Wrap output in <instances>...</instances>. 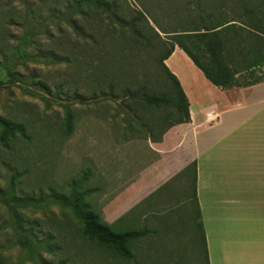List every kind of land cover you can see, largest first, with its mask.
<instances>
[{
    "label": "rangeland",
    "instance_id": "374dc122",
    "mask_svg": "<svg viewBox=\"0 0 264 264\" xmlns=\"http://www.w3.org/2000/svg\"><path fill=\"white\" fill-rule=\"evenodd\" d=\"M64 1L0 0V119L25 130L24 138L0 142V264H208L194 185L155 187L138 197L136 208L113 222L103 221L97 200L109 188L101 172L111 166L97 157L98 142L107 147L120 138L144 137L141 129L128 133V123L169 108L148 107L152 114L147 116L141 110L144 102L116 95L129 88L158 98L171 84L163 75L157 81L158 51L144 45L119 52L114 68L108 57L100 63L91 55L83 63L49 64L47 56L61 53V46L44 36L45 28L55 32L56 23L41 20L56 8L62 12ZM100 64L106 70L98 69ZM102 72L107 79L100 87ZM98 88L104 96L89 93ZM250 96L252 103L264 104V83ZM167 122L174 118L164 120L161 130ZM73 192L114 234L144 232L126 246L131 259L84 236L72 210L59 202ZM11 195L31 205L20 208Z\"/></svg>",
    "mask_w": 264,
    "mask_h": 264
},
{
    "label": "trees",
    "instance_id": "16d2710c",
    "mask_svg": "<svg viewBox=\"0 0 264 264\" xmlns=\"http://www.w3.org/2000/svg\"><path fill=\"white\" fill-rule=\"evenodd\" d=\"M62 9V12L59 8L54 9L41 20L42 23H56L55 32L48 28L44 31L47 40L58 39L61 46V53L47 56L51 65L69 64L78 59L83 63L91 55L100 63L108 57L114 68L122 50L133 52L144 45L158 51L155 77L161 81L163 75L170 82L171 89L164 88L158 98L148 97L145 90L131 93L129 88L116 96L144 102L146 106L142 105L141 110L147 116L152 114L148 107H154L153 111L157 112L163 109V105L170 109L163 110L157 117L142 116L130 121L128 133L141 129L145 131L144 137L149 136L158 142L170 128L189 123L187 99L177 79L164 65L175 47L183 51L205 79L220 90L250 88L264 82V0H65ZM98 69L106 70L101 64ZM97 79L101 87L107 78L102 72L98 73ZM84 80H89L88 75ZM110 88L111 95H114L113 83ZM89 93L104 96L101 88ZM133 116L137 117V114ZM170 118H174V122H167L168 127L161 130L164 120ZM67 120L70 121V117ZM0 131L2 144L15 135L25 137L22 125L5 119H0ZM53 196L50 199L57 201ZM11 200L21 205L20 208L31 205L28 199L14 195ZM194 200L197 206L195 190ZM59 202L72 210L84 236L98 238L110 244L121 257L132 258L126 246L142 237L143 231L114 234L88 206L81 203L76 192L69 200ZM198 217L200 220L199 209ZM201 229L203 233L202 225Z\"/></svg>",
    "mask_w": 264,
    "mask_h": 264
},
{
    "label": "crops",
    "instance_id": "0c3cea01",
    "mask_svg": "<svg viewBox=\"0 0 264 264\" xmlns=\"http://www.w3.org/2000/svg\"><path fill=\"white\" fill-rule=\"evenodd\" d=\"M164 65L187 99L190 121L158 142H98L97 157L111 166L101 172L109 188L97 200L103 221L136 208L155 187L194 185L208 264H264V104L250 96L264 82L220 90L177 47ZM206 113L217 122L209 125Z\"/></svg>",
    "mask_w": 264,
    "mask_h": 264
},
{
    "label": "built area",
    "instance_id": "2783aa9c",
    "mask_svg": "<svg viewBox=\"0 0 264 264\" xmlns=\"http://www.w3.org/2000/svg\"><path fill=\"white\" fill-rule=\"evenodd\" d=\"M206 119H207V123L209 125H213L217 122L218 118L215 117L212 113H206L205 115Z\"/></svg>",
    "mask_w": 264,
    "mask_h": 264
}]
</instances>
